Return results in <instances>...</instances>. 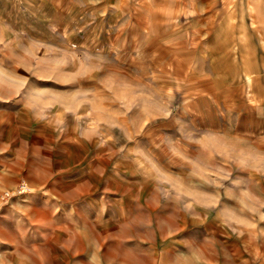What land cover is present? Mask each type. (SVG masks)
I'll return each mask as SVG.
<instances>
[{"label": "rangeland", "instance_id": "374dc122", "mask_svg": "<svg viewBox=\"0 0 264 264\" xmlns=\"http://www.w3.org/2000/svg\"><path fill=\"white\" fill-rule=\"evenodd\" d=\"M232 1L0 0V264H264V101L204 72Z\"/></svg>", "mask_w": 264, "mask_h": 264}, {"label": "crops", "instance_id": "0c3cea01", "mask_svg": "<svg viewBox=\"0 0 264 264\" xmlns=\"http://www.w3.org/2000/svg\"><path fill=\"white\" fill-rule=\"evenodd\" d=\"M247 2L233 0L226 6L221 26L206 40L211 73L204 72L212 86L214 78L229 77L236 85H242L256 104L264 101V6L260 11ZM220 54L229 57L228 67L219 64ZM245 72H249L251 81L244 80Z\"/></svg>", "mask_w": 264, "mask_h": 264}, {"label": "built area", "instance_id": "2783aa9c", "mask_svg": "<svg viewBox=\"0 0 264 264\" xmlns=\"http://www.w3.org/2000/svg\"><path fill=\"white\" fill-rule=\"evenodd\" d=\"M25 191H26V184L20 183L18 185V192L21 193V192H25Z\"/></svg>", "mask_w": 264, "mask_h": 264}]
</instances>
